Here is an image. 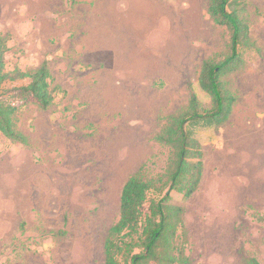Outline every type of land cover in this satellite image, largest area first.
Listing matches in <instances>:
<instances>
[{
    "label": "rangeland",
    "instance_id": "1",
    "mask_svg": "<svg viewBox=\"0 0 264 264\" xmlns=\"http://www.w3.org/2000/svg\"><path fill=\"white\" fill-rule=\"evenodd\" d=\"M208 4L0 0L5 72L45 64L55 89L49 109L17 115L28 146L0 133V264H105L125 184L142 167L149 178L168 169L170 149L156 140L167 118L193 97L212 105L199 77L207 60L230 56L231 37ZM231 10L247 21L249 44L221 74L234 98L227 120L190 127L204 169L191 197L170 194L183 208L169 245L176 264H264V0ZM155 259L148 264L167 263Z\"/></svg>",
    "mask_w": 264,
    "mask_h": 264
},
{
    "label": "trees",
    "instance_id": "2",
    "mask_svg": "<svg viewBox=\"0 0 264 264\" xmlns=\"http://www.w3.org/2000/svg\"><path fill=\"white\" fill-rule=\"evenodd\" d=\"M234 1L209 0L208 4L210 18L216 25L227 28L231 37L230 56L220 63L215 58L207 60L199 77V85L211 97L212 105L202 108L193 97L185 111L167 118L156 140L170 149L168 169L158 178H149L142 167L125 184L120 219L110 229L105 241V264H148L157 261L155 257L158 261L165 260L166 264L179 262L169 245L178 225L182 224L183 208L170 203V194L175 191L183 194L185 199L191 197L201 182L204 169L201 145L190 127L220 125L227 120L234 98L222 88L221 74L240 58L241 48L249 44V25L237 11L231 10ZM6 44L0 37V133L14 143L28 146V138L18 129L17 115L30 105L49 109L55 102V89L45 64L30 72L16 70L15 77L5 72ZM18 79H28L29 82L2 89L7 81ZM157 190H166L160 201L149 198ZM163 245L167 246L166 249ZM141 246L145 252L134 254V249ZM248 264L261 263L250 259Z\"/></svg>",
    "mask_w": 264,
    "mask_h": 264
}]
</instances>
